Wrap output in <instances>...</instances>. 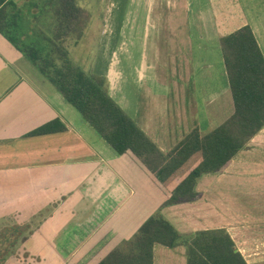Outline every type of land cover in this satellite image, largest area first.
<instances>
[{"label":"crops","instance_id":"1","mask_svg":"<svg viewBox=\"0 0 264 264\" xmlns=\"http://www.w3.org/2000/svg\"><path fill=\"white\" fill-rule=\"evenodd\" d=\"M65 1L8 0L0 8V233L8 231L13 240L3 264H99L156 214L182 235L227 229L247 264H264L263 220L246 230L243 218L226 212L240 200L233 196L227 204L222 193L264 190V162L258 161L264 129L224 169L197 181L195 200L165 205L176 182H163L131 151L118 154L7 35L20 43L63 45L64 34L56 36ZM143 1L132 2L134 15L145 11ZM75 4L92 14L80 0ZM153 7L145 13L155 39H123L106 52L102 41L91 73L107 79L109 96L170 155L192 132L206 135L234 114L220 40L249 26L264 56V0H187L188 40L177 45L172 36L157 37L161 11ZM81 45L77 39L73 50ZM181 89L184 106H193L187 129L172 100ZM57 120L64 131L33 135ZM199 156L191 154L187 166ZM153 264H187L186 248L155 244Z\"/></svg>","mask_w":264,"mask_h":264},{"label":"trees","instance_id":"2","mask_svg":"<svg viewBox=\"0 0 264 264\" xmlns=\"http://www.w3.org/2000/svg\"><path fill=\"white\" fill-rule=\"evenodd\" d=\"M7 1L0 0V8ZM65 5L59 16L61 24L78 21L82 11L75 0H67ZM60 34L58 39L62 36ZM7 35L118 154L131 151L163 182L171 181L169 179L176 182L165 205L195 200L197 181L203 175L224 169L264 129V56L249 26L220 40L233 95L234 114L206 135H201L198 130L192 132L182 148L170 155L164 154L109 96L107 79L86 74L68 56L67 47L59 52L61 46H55V41L50 40L46 45L36 41L20 43L12 34ZM50 43L55 45L50 46ZM57 52L60 56L54 57ZM65 129L57 120L33 135L53 134ZM194 152H199V159L188 167L187 160ZM3 233L0 246L6 239L11 246L10 233ZM155 244L169 248L184 246L187 264H247L227 230L182 235L160 214L152 216L134 239L110 253L99 264H153ZM127 245L130 246L125 249Z\"/></svg>","mask_w":264,"mask_h":264},{"label":"rangeland","instance_id":"3","mask_svg":"<svg viewBox=\"0 0 264 264\" xmlns=\"http://www.w3.org/2000/svg\"><path fill=\"white\" fill-rule=\"evenodd\" d=\"M133 1L134 0H80L82 7H87L92 14H89L84 9V11L80 9L82 14L80 15V19L78 21L65 24L63 25V29L61 28V32L57 31V36L58 33H61L60 35L64 34V43L63 45H59V47H61L58 51L60 52V50H63V47H67L69 50L68 56L79 63V65L82 64L83 68H81L86 74L94 75L91 73L93 71L92 62L95 57L100 55L99 52L102 49V41H105L104 46H106V52L107 50L109 51V49H112L115 44V46H117V44L120 45L123 39L129 41L134 38H141L144 35L146 38L150 37L152 40L155 39L153 32L149 35V27L147 25L149 23H153V20L150 18V13H145V11H151V9L154 8L153 6L156 8L158 7L157 12L161 11V15L156 16V21L158 20L161 22V27H158L156 31L157 37L170 39V36H172L175 45L179 44L181 41L186 42L188 40L186 25L189 18L186 20V17H188V12L190 14L191 9L187 7V0H145L143 1V3L145 2V11L144 9L142 11L140 8L135 10V14L139 15L133 14ZM200 1L201 0H197V2ZM198 6H201V4ZM128 16H130V19H128ZM158 17L160 19H158ZM125 26L126 30H124ZM73 28L78 30H74ZM87 28L89 29L86 30ZM141 29L144 30V32L141 31ZM172 29L173 32L170 33ZM77 39H81L82 45L81 48L75 52L72 45L75 44ZM120 48L122 47L120 46ZM173 49L174 52L177 51L178 53V60H182L180 58L182 55L179 53V48L174 47ZM79 51L81 52L78 53ZM82 53L85 55L84 57L83 55H80ZM56 56H60L58 52L54 55V57ZM174 59L175 58H173V60ZM172 100H175V104L178 106L177 120H179L180 124L183 125L184 129H187V125L185 124H188L189 118H193L191 108L193 106H190L188 109L184 106V93L182 89L180 90V93H177V95L175 94L174 97L172 96ZM258 161L264 162V158H260ZM259 173H264V169L260 168ZM222 193L225 195L227 204L228 200H233V196L235 199L240 200V204L237 207L233 205L226 206L227 215L230 216V214H233L232 210H234L236 215L244 219L242 226H246V230H250L251 228L256 229L257 225H255V219H262L263 223L259 226L264 227V190H245L241 192L225 190L222 191ZM227 224L229 223L227 222ZM245 228L242 227V229ZM3 232L4 231L0 234H4ZM229 234L232 236L234 235L232 232H229ZM129 246L130 245L125 246V249ZM0 248L2 249L0 251V264H3L5 258L8 259L11 256V253L8 254V252H6L9 251V241L7 239L6 241L3 240V244Z\"/></svg>","mask_w":264,"mask_h":264}]
</instances>
